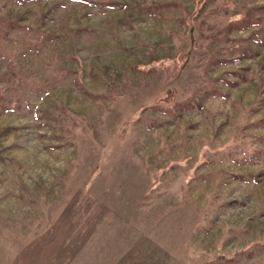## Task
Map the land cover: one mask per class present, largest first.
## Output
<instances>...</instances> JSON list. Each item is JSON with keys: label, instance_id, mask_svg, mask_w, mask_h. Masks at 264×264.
Masks as SVG:
<instances>
[{"label": "rangeland", "instance_id": "rangeland-1", "mask_svg": "<svg viewBox=\"0 0 264 264\" xmlns=\"http://www.w3.org/2000/svg\"><path fill=\"white\" fill-rule=\"evenodd\" d=\"M201 1L0 0V264H264V0Z\"/></svg>", "mask_w": 264, "mask_h": 264}, {"label": "trees", "instance_id": "trees-1", "mask_svg": "<svg viewBox=\"0 0 264 264\" xmlns=\"http://www.w3.org/2000/svg\"><path fill=\"white\" fill-rule=\"evenodd\" d=\"M204 0H202L201 2H203ZM175 97V90L173 88H170L167 90V94H166V97L163 99L165 101H172Z\"/></svg>", "mask_w": 264, "mask_h": 264}]
</instances>
